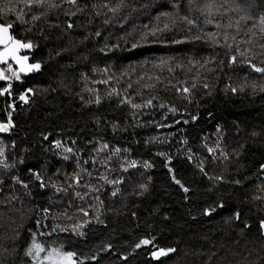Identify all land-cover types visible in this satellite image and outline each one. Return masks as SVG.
<instances>
[{"label":"snow or ice","instance_id":"1","mask_svg":"<svg viewBox=\"0 0 264 264\" xmlns=\"http://www.w3.org/2000/svg\"><path fill=\"white\" fill-rule=\"evenodd\" d=\"M129 8L133 12L136 10L129 0H0V82L7 85L0 87V97L11 96L13 82H22V75L40 71L43 64L51 61L59 63L57 58H68L66 63L59 65L63 71L58 73L52 85L40 90L28 87L19 93L17 99L23 102L25 118L35 111L31 120L20 126L23 135L9 143L0 139V222L16 224L17 218L21 221L13 229L12 246L0 245V264H7L9 259L16 264H85L86 261L101 264L102 259L112 255L127 264L137 249L147 246L153 248L150 256L154 260L176 255L178 245L158 247L154 243L156 237L151 233L136 241L125 242L123 247L130 251H116L111 239L89 243V228L95 224L107 229L108 216H123L131 197L148 201L145 210L149 217L174 221L173 216L163 211L166 207L163 202L153 204L149 199L156 196L153 178L148 175V170L154 167L152 160L133 156L134 145L138 147L142 142L144 150L148 151L154 145L169 143L173 134L146 135L141 141L137 129L154 127L159 130L198 121L199 112L188 113L187 105L193 102L199 89H203L206 96L213 94L217 85L209 82L208 73L216 75L217 80L220 75L225 76L228 82L221 89L225 95L246 91L253 95L264 93V0H169V11L156 16L157 21L161 17L167 21L162 28L142 26L145 31L140 34V40L186 28L192 40L205 41L214 49H224L223 57L217 53L205 57L202 63L192 58L187 63L173 62L169 58L153 63L151 68L141 65L143 70L123 89L119 87L122 78L131 77L135 69L133 73L121 72L116 76L105 68L100 70L106 77L101 80L95 79L97 69L92 70V78L84 71L79 73V80L70 78L78 63L88 58L86 54L73 55L79 46L103 35L100 26L94 32L90 30L91 26L99 21L105 29L114 24L124 27L129 20L130 13L125 14ZM45 26L49 34H45ZM17 28L20 37L14 34ZM57 30L60 34L56 37L57 46L61 41L64 46L58 47L55 55L50 50L47 61H33L31 55L25 54L39 49L41 40L47 46L52 41L51 33ZM183 40L173 39L172 42L182 43ZM225 66L229 71L236 66L250 69L258 74V78L252 79L245 73L234 82L233 77L225 73ZM93 85L105 87L101 90ZM76 87L79 91L74 90ZM41 92L46 96L45 104L49 103L48 93H63L78 99L79 107L73 108L69 104L67 112L60 106L43 112L39 108L33 110L30 98ZM161 92L174 93L177 99L186 102V106L181 109L174 100L161 96ZM113 98L116 109H128L122 122L99 111L105 102L111 104ZM6 109L11 111L6 112V120H0V134L17 129L13 118L15 101L8 103ZM156 111L161 113L159 121L154 118ZM170 115H188L190 119H174L167 123ZM145 116L153 118L145 120ZM208 116L212 118L213 113L208 112ZM33 125L35 134L31 144H24L17 152L21 142L32 134ZM232 125L234 135L230 136L229 128L218 122L214 132L200 134L194 146L183 135L185 130L180 128L182 135L175 152L155 150L151 153L163 158L170 184L182 194L183 202L190 200L189 194L197 177L209 181V192L219 184L245 188L256 178L253 187L244 192L243 201L237 200L236 206L222 217L224 227L216 229L215 234L198 237L200 245L194 252L198 264H264V162H260L251 175L243 180L239 178L240 158L249 144H264V130H252L241 140L239 124L233 121ZM233 141L235 146H232ZM175 159H181L194 169L191 178L174 165ZM230 165H236L237 178L227 179L223 170L215 171L217 166L226 170ZM69 167L71 171H68ZM36 197L46 198L47 202L38 206L32 203ZM218 199V203L213 201L203 206L199 215L211 219L223 211L225 202ZM241 203L249 205L250 211L257 214L254 232L251 218H244ZM131 215L139 219L137 212ZM186 215L192 220L197 219L191 209ZM26 216L35 218V230L27 229V238L21 245L17 243L21 238L19 228H23ZM48 220L52 221L51 227L45 223ZM154 226V223L148 224L150 228ZM174 226L182 228L175 221ZM61 233L68 234L71 245L83 242L87 251L66 247L69 240L60 239ZM111 233H115L114 228ZM38 236L54 238L42 242ZM175 264H181L179 256Z\"/></svg>","mask_w":264,"mask_h":264},{"label":"trees","instance_id":"2","mask_svg":"<svg viewBox=\"0 0 264 264\" xmlns=\"http://www.w3.org/2000/svg\"><path fill=\"white\" fill-rule=\"evenodd\" d=\"M132 7L136 10L133 12L131 8L126 10L125 14H129V20L125 23L124 27H120L118 24L114 26L104 28L99 21L95 25L91 26V31H95L97 26H100L103 35L99 38L91 39L84 44L80 45L77 52L73 55H87V60H81L75 71L71 74L70 78L74 77L79 80V73L84 71L87 75L93 77V69H97L95 73V79L101 80L104 76L103 70L107 68L110 74H115L114 69H119L117 73L128 72L138 68L144 61L153 62L159 61L161 59L171 58L173 62L175 53L178 52V61L187 63L189 58L195 59L198 53L211 51L215 54L219 53L221 57L224 56V51L220 49H214L209 43L205 41H195L192 40L187 32L186 28H177L175 31L164 32L158 34L159 38H153L149 36L146 40H140V34L145 31L142 27L147 24L149 26L163 27V24L167 22L164 17H161L159 21L156 20V16L160 12L169 11V0H129ZM54 19V18H53ZM63 19V17H61ZM84 20V17H80ZM45 34H49L45 26ZM131 33V35H129ZM17 37L21 36L19 28L16 29L14 33ZM52 41L45 46L44 42L40 41V48L33 50L32 53H25L32 56L33 61L35 60H45L47 61L49 51L51 54L55 55V52L59 48L64 46V42H59L57 46L56 37L59 36V31L51 33ZM76 33H73L75 37ZM107 37V40H105ZM184 37H189L187 40H183ZM34 38V37H33ZM67 39V38H65ZM173 39H181L182 43H173ZM35 42V38H34ZM107 47L105 48V44ZM137 44V47L133 48V44ZM184 44V45H183ZM116 45V47H112ZM104 49L101 51L100 49ZM184 50H181V49ZM59 63L51 61L42 65L40 71H34L27 76L22 75V82L16 81L12 84L11 96L0 97V120H6V112L11 111V109H6L8 103L15 101V114L14 120L17 123V129L15 132L2 133L0 134V139L4 140L5 143H9L13 138H19L23 135L20 131L21 125H26L29 120H31L32 115H35V111L25 118V107L23 102L17 99L19 93L28 87H34L37 90L44 89L52 85L53 82L58 78V73L63 71L60 69L59 65L67 62V57L57 58ZM225 72L229 73V70L225 68ZM226 73V74H227ZM102 75V76H101ZM209 76V82L215 83L217 87L215 88L211 96H206L203 94L204 90L199 89L195 92L193 97V102L187 105V111L191 114H196L199 112L198 121L188 125L179 124L172 128H161L159 130L154 127L137 129L141 141L146 135H160L167 136L168 133H172L173 136L169 143L167 144H157L154 145L150 150L145 151L143 144L133 146L135 151L133 153L134 157L150 158L154 164V167L148 170V175L153 178V190L156 192L155 197H150L149 199L153 204L163 202L166 207L163 211L168 212L174 217L175 223L182 225V228H176L174 226V221L164 222L159 217H149L146 212V207L148 206V201H140L135 197L129 198L128 208L123 216L116 217L114 215L108 216V228L105 229L100 225H92L89 228V243L95 244L99 243L102 239H111L112 243L116 245V251H130V249L124 248L125 242L136 241L140 236L151 233L152 236L156 237L154 243L158 247H169L173 245H178V253L176 255H170L169 257H161L158 260H154L150 256V252L153 250L151 246L142 247L137 249L135 253L128 259L127 264H175L177 256L181 258V264H198L197 256L194 254L195 249L199 248L200 241L199 236L206 233L215 234L216 229L223 228L222 217L228 214L229 209L236 206L237 200L243 201L244 192L251 187L256 181L254 177L253 180L246 184L245 188L237 189L232 187L229 190L228 187H218L214 191H207L211 187L203 178L197 177L193 183V191L189 194L190 200L188 202L182 201V194L176 191V187L170 184L169 178L167 176V170L163 167V158L152 156L151 153L155 150H160L164 152H175L178 148V141L181 138L182 133L179 131L183 128L185 131L183 135H186L189 139L190 145H195L198 143V137L203 133H211L215 130L216 123H221L229 128L230 132H235L232 122L235 121L239 124L240 128H245L249 130L261 131L264 130V93L251 94L250 91L244 93H238L233 95L228 93L225 95L221 91V85L226 80L224 75H220L219 80L216 79V75L207 74ZM104 78H106L104 76ZM4 83L0 82V87H4ZM93 87H99L101 90L104 89V85H93ZM121 89L126 87L123 82L119 85ZM136 85H133L131 91H135ZM79 91V87L74 89ZM161 96L168 99H172L176 102L177 106L183 109L186 106V102L176 98L174 93L161 92ZM45 94L43 92L35 98H30L33 100L32 108L33 110L39 108L41 112L45 110H55L57 106L63 107L65 111H68V105L71 104L73 108L79 107V100L76 98H69L60 94L48 93L47 99L48 104H45ZM85 98H87V93H85ZM116 100L113 98L111 104L105 102L99 109V111L106 115L108 118L115 116L123 121L125 113L128 111L127 107L122 109H116ZM199 104V108L197 105ZM94 110V109H93ZM208 112L213 113V117L208 116ZM161 113L156 111L154 118L159 121ZM152 116H145L143 119H151ZM174 119H190L188 115L181 117L177 115L168 117L167 123H172ZM131 132V130H129ZM35 134V125H33L32 134L28 136L26 141H22L20 146L17 148L19 152L20 147L24 144H31L32 138ZM129 135V139H130ZM240 176L241 180L245 176L251 175L257 168L260 162H264V144H249L245 153L240 158ZM174 165L179 166L182 174H186L191 178L194 169L190 166H186L181 159H175ZM143 170V169H142ZM71 171V167L68 168ZM218 198H222L225 202V209L220 211L219 214L214 215L213 218L209 219L199 215V210L213 201L219 202ZM46 198L36 197L32 203L43 206L46 203ZM245 216L244 218H251L253 222L252 231H255V221L257 219V214L254 210L250 211L249 205L240 204ZM188 209H191L192 213L197 216L196 220H192L187 217L186 213ZM137 212L139 219H134L131 215L132 212ZM219 222V223H217ZM21 221L17 218L16 224H11V222H0V245H6L8 247L12 246V236L14 235L13 229L17 228ZM45 223L51 227V220ZM154 223V227H148V224ZM33 228L35 230V218H26L23 220V228H19L21 232V238L17 242L23 245L25 239L27 238V229ZM115 229V233H111V229ZM5 235L7 239H5ZM54 237H41L38 236V240L47 241ZM60 239L69 240L68 234H59ZM217 242H219L217 240ZM66 247H74L76 249L87 251L83 247V242L78 241L75 245L69 243ZM185 253L187 255L185 256ZM103 255V254H101ZM19 257H17V260ZM7 264H16L12 259L7 261ZM85 264H94L92 261H86ZM101 264H124L115 255L108 256L101 260Z\"/></svg>","mask_w":264,"mask_h":264},{"label":"rangeland","instance_id":"3","mask_svg":"<svg viewBox=\"0 0 264 264\" xmlns=\"http://www.w3.org/2000/svg\"><path fill=\"white\" fill-rule=\"evenodd\" d=\"M157 38H159V37L157 36L156 39H157ZM183 45H184V44H183ZM218 49H219V48H218ZM181 50H184V49L182 48ZM220 50L224 51V49H220ZM178 55H179V53L176 52V53H175V56H174V61H178V60H179ZM214 55H216V54L213 53V52H211V51H208V52L206 51V52L198 53L195 59H196V60H200L201 63H202V62H203V59H204L205 57H211V56H214ZM159 61H160V60H159ZM159 61H156V62H153V63H158ZM142 64L146 65L148 68H151L152 62H151V61H144ZM217 64H218V61H217ZM225 68H227V66H225ZM113 70H114V72L116 73V76H119L120 73H117V71H118L119 69H114V68H113ZM142 70H143V69L141 68V66H139L138 68L135 69V73H134L131 77H128V76L123 77V78H122V83L124 82V83L126 84V86H127L128 83H130V82H132V81H134V80L136 79V74H138V73L141 72ZM128 73H133V70H132V72H131V71H128ZM225 73H227V72H225ZM245 73H247V74L249 75V77L252 78V79H256V78H258V74L252 73L250 69H247V68H241V67H239V66H236V67L232 68V69L229 71V73H227V74H228V75H231V76L233 77L234 82H238V78H239V77H243V76L245 75ZM208 74H211V73H208ZM178 75H180V78L183 79V75H182V74H179V73H178ZM101 76H102V75H101ZM102 79H104V76H102ZM227 82H228V81H227V79H226V80L224 81V83L221 85V86H222L221 89H223L224 85H225ZM3 83H4V82H3ZM13 83H14V82H13ZM4 85L7 86L5 83H4ZM230 93H231V92H230ZM258 93H259V92H258ZM240 129H241L240 139L243 140V139L246 137L247 133H249V130H247V129H245V128H240ZM250 130L252 131V129H250ZM251 131H250V132H251ZM234 134H235V132H229V135H230V136H232V135H234ZM232 146H235V141L232 142ZM229 150H230V148H229ZM210 170H211V169H210ZM222 170H223V174L225 175V177H226L227 179L237 178L236 165H230L226 170L222 169V166H217V167L215 168V171H216L217 173L221 172ZM239 176H240V174H239ZM204 181H206V183H208V184L210 185L209 181H207L206 179H204ZM255 183H256V182H255ZM255 183H254V184H255ZM254 184H252L250 188H252ZM210 186H211V185H210ZM231 186H232V185H230V184H219L216 188H218V187H228L229 190H232V187H231ZM250 188H249V189H250Z\"/></svg>","mask_w":264,"mask_h":264}]
</instances>
